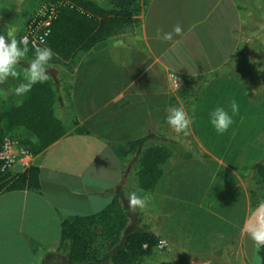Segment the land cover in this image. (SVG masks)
<instances>
[{
  "label": "crops",
  "instance_id": "1",
  "mask_svg": "<svg viewBox=\"0 0 264 264\" xmlns=\"http://www.w3.org/2000/svg\"><path fill=\"white\" fill-rule=\"evenodd\" d=\"M138 5L130 26L48 67L63 134L13 168L36 166L39 189L0 192V226L26 229L21 250H38L35 262L50 264L68 248L66 222L96 215L115 198L130 221L127 195L135 191L147 198V225L128 234L147 229L164 241L162 264H264V247L247 235L264 200V2L256 16L244 0ZM176 24L183 36L154 38ZM181 105L193 121L189 136L167 123V109ZM217 107L233 119L223 134L209 122ZM150 146L168 158L145 189L129 160Z\"/></svg>",
  "mask_w": 264,
  "mask_h": 264
},
{
  "label": "trees",
  "instance_id": "2",
  "mask_svg": "<svg viewBox=\"0 0 264 264\" xmlns=\"http://www.w3.org/2000/svg\"><path fill=\"white\" fill-rule=\"evenodd\" d=\"M112 8H104L93 0H45L49 7L56 6V12L49 25L45 41L54 56L64 60L77 51H88L98 43L118 33L135 20L130 8L139 9L138 0H109ZM29 57L33 58L29 43ZM54 93L48 82L37 83L18 104H0V150L3 140L22 134L20 143L31 154H37L55 142L62 134L61 123L54 114ZM168 154L161 147L145 148L139 159L137 172L139 185L153 187L161 176L162 164ZM0 161V192L15 189H39L38 168L31 166L21 172L4 170ZM128 215L120 200L113 202L102 212L66 222L62 241L70 239L66 250V262L53 264H101L93 243L97 236L109 248L123 242V246L108 256V264H147L158 247L159 239L147 229L124 235L128 225ZM100 232L94 231L96 228ZM124 239V240H123Z\"/></svg>",
  "mask_w": 264,
  "mask_h": 264
},
{
  "label": "rangeland",
  "instance_id": "3",
  "mask_svg": "<svg viewBox=\"0 0 264 264\" xmlns=\"http://www.w3.org/2000/svg\"><path fill=\"white\" fill-rule=\"evenodd\" d=\"M97 4L103 7L112 8L113 4L109 0H93ZM252 8L253 16L255 15V8L258 3L264 2L259 0H244ZM56 6L49 7L48 2L45 0H0V34L6 35L8 30L13 31L17 39L25 38V36H35L36 33L41 32L45 24L51 19L53 11ZM132 15L135 18L139 12L137 8H130ZM256 16V15H255ZM130 26V25H129ZM129 28V27H128ZM31 57L28 55L21 62V66L27 67V63L31 61ZM60 59L56 58L53 62H49L50 67L53 63L58 62ZM20 80L9 79L6 83L0 84V104H18L23 97H17L13 94L12 89L20 83ZM6 94V95H5ZM22 134H16L13 138L19 140ZM143 147L139 151L138 155L133 156V160H129L130 168L134 173V178L138 179L137 172L139 170V159L143 151ZM131 159V156H129ZM264 188L263 186L261 189ZM140 211L132 212V219H130V225L125 230L124 235L133 230H138L144 225H147L146 212L139 209ZM145 212V213H144ZM94 231L100 232L97 227ZM26 235L17 234L15 229L0 226V264H37L34 260L33 254L41 253L38 250H21L23 240H28V231L24 229ZM99 234V233H98ZM20 240V242H19ZM124 240V239H123ZM70 239L62 241L67 248L70 245ZM17 242H19L17 244ZM123 246V242L113 248H109L108 244L100 238L96 237L93 243L94 250H97L98 258L102 259L101 264H108V256L118 251ZM165 247V246H164ZM63 256V257H62ZM61 258H53L50 264L54 262L64 263L66 261V251L62 252ZM57 259V260H55ZM168 259L167 254L164 252L163 247H157L156 252L147 259V264H162ZM91 263V262H90ZM89 263V264H90Z\"/></svg>",
  "mask_w": 264,
  "mask_h": 264
},
{
  "label": "clouds",
  "instance_id": "4",
  "mask_svg": "<svg viewBox=\"0 0 264 264\" xmlns=\"http://www.w3.org/2000/svg\"><path fill=\"white\" fill-rule=\"evenodd\" d=\"M183 34L182 26L176 24L168 32L158 28L154 38L168 42L173 41L175 36H183ZM28 45L27 38L17 39L11 30H8L6 35L0 34V84L6 83L10 78L20 80L21 82L12 89L13 94L17 97L25 96L35 84L44 83L49 79L48 66L55 55L53 50L47 46L44 38L41 37L40 44H32L33 58L27 63V67H23L21 62L29 53ZM177 86L179 87L178 84ZM238 111L239 105L233 100L231 112L235 115ZM167 112V123L176 133H182L184 136L191 135L193 121L182 105L170 107ZM209 122L217 133L223 134L233 124V119L232 115H229L224 108L217 107L210 113ZM147 203V198L138 195L135 191L127 195V206L131 212L145 209ZM247 235L256 249L264 247V200L260 201L252 212V222L247 226Z\"/></svg>",
  "mask_w": 264,
  "mask_h": 264
},
{
  "label": "built area",
  "instance_id": "5",
  "mask_svg": "<svg viewBox=\"0 0 264 264\" xmlns=\"http://www.w3.org/2000/svg\"><path fill=\"white\" fill-rule=\"evenodd\" d=\"M56 12L53 11V15L51 19L54 17ZM51 19L45 24L43 30L41 32L36 33L35 36H30L27 35L25 38H27L28 42L32 45L33 43L40 44L41 37L46 39L47 35L49 34V25L51 22ZM32 154L29 152L27 148H25L18 139L11 138V137H6L3 140V145L0 150V161L3 162L2 168L4 170H13V168L18 164V163H24L26 160L32 158ZM166 244L163 241H159L158 246L159 247H164Z\"/></svg>",
  "mask_w": 264,
  "mask_h": 264
},
{
  "label": "water",
  "instance_id": "6",
  "mask_svg": "<svg viewBox=\"0 0 264 264\" xmlns=\"http://www.w3.org/2000/svg\"><path fill=\"white\" fill-rule=\"evenodd\" d=\"M21 164H17L16 167L14 168V170H16L17 168H20Z\"/></svg>",
  "mask_w": 264,
  "mask_h": 264
}]
</instances>
